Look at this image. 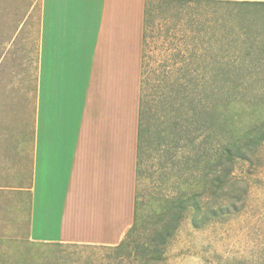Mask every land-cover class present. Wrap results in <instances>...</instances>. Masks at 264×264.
I'll return each mask as SVG.
<instances>
[{
	"label": "rangeland",
	"instance_id": "374dc122",
	"mask_svg": "<svg viewBox=\"0 0 264 264\" xmlns=\"http://www.w3.org/2000/svg\"><path fill=\"white\" fill-rule=\"evenodd\" d=\"M41 15L42 0H0V264H115L119 253L111 247L35 243L29 236V149ZM146 42L142 78L151 148L159 128L172 131L174 96L195 94L191 89L174 91L180 74L186 75V84L196 75L210 76L218 70L213 60L222 62L218 67L228 72L232 83L213 98L223 114L218 130L239 134L264 122V5L154 7ZM195 90L203 97L200 87ZM192 113L187 104L183 128L187 134L196 125L190 119ZM207 119L205 115L199 123ZM9 141L22 143V155L14 164L1 151V143ZM150 153L153 156L152 149ZM154 160L146 161L144 171H155ZM232 178L219 197L209 201L211 209L223 205L228 209L200 228L193 226L192 213L186 214L168 244L164 264H264V146L251 162H238ZM189 181L187 177L181 188L186 189ZM176 190L171 172L163 183L153 182L146 173L139 178L144 217L139 240L154 227L152 215L160 197ZM208 217L212 218L211 213Z\"/></svg>",
	"mask_w": 264,
	"mask_h": 264
},
{
	"label": "crops",
	"instance_id": "0c3cea01",
	"mask_svg": "<svg viewBox=\"0 0 264 264\" xmlns=\"http://www.w3.org/2000/svg\"><path fill=\"white\" fill-rule=\"evenodd\" d=\"M145 7L42 0L27 188L35 243L115 247L133 226ZM21 145L1 143L11 164Z\"/></svg>",
	"mask_w": 264,
	"mask_h": 264
},
{
	"label": "trees",
	"instance_id": "16d2710c",
	"mask_svg": "<svg viewBox=\"0 0 264 264\" xmlns=\"http://www.w3.org/2000/svg\"><path fill=\"white\" fill-rule=\"evenodd\" d=\"M234 3L229 1L216 0H146L145 7V31H144V49H143V66L146 56V40L150 23V17L154 7L170 8V5H183L187 7L191 4H223ZM156 5V6H155ZM164 6V7H163ZM204 44V43H203ZM185 59L182 60V62ZM185 63V62H183ZM215 68L210 76L200 75L195 78L187 79L189 84L183 83L186 75L181 73L179 77L180 83L176 84L178 88L174 91H184L191 89L195 92L193 97L186 98L175 97V101L171 103L173 116L172 131H157L156 142H151L150 135L151 126L148 121V106L146 107L143 99V78L141 85L140 100V122H139V140L137 153V171H136V198H135V217L131 229L126 234L124 240L115 247L119 253V257L115 260V264H164L165 253L173 238L178 226L189 212L192 213L193 226L200 228V224H206L223 213L224 209H228L226 205L220 206L218 209L210 207V200L219 197V193L232 181L235 166L238 162H251L256 152L264 146V122L256 123L249 126L242 133L235 134L234 131L227 132L222 129L218 130L219 122L223 120V114L219 112L218 105L213 101L216 93L218 95L224 92L229 82V76L222 71L220 66L222 62L212 61ZM226 65V64H225ZM142 71V76H143ZM199 79V80H198ZM178 82V81H176ZM235 81H233L234 83ZM195 89L203 90V97L200 98L199 93ZM184 86L186 87L183 89ZM232 101L228 99L230 104ZM191 106L192 114L190 119H195L196 124L193 130L187 134L184 131L185 106ZM148 105V104H147ZM162 105V102H161ZM199 106H202V112H199ZM170 109V110H171ZM208 116L204 123L200 124V118ZM169 118V117H168ZM152 149L153 156L150 153ZM147 157V158H146ZM150 157L155 160L152 162L156 165L155 171L147 169L144 171V164ZM171 172V180L174 182L176 191L172 195L160 197L158 209L153 212L154 227L150 229L149 234L144 238L142 236V226L144 225V217L141 213L142 203L138 196L139 178L146 173L153 182L156 180L163 183L169 178ZM189 177V186L184 189L181 185L187 182ZM194 185V187H193ZM224 193H226L224 191ZM204 196V197H203ZM227 194H223L222 198L226 199ZM211 213L212 218H209ZM217 220V219H216Z\"/></svg>",
	"mask_w": 264,
	"mask_h": 264
}]
</instances>
